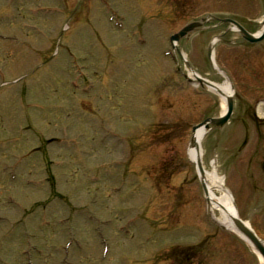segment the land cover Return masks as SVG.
I'll list each match as a JSON object with an SVG mask.
<instances>
[{
  "label": "rangeland",
  "instance_id": "rangeland-1",
  "mask_svg": "<svg viewBox=\"0 0 264 264\" xmlns=\"http://www.w3.org/2000/svg\"><path fill=\"white\" fill-rule=\"evenodd\" d=\"M77 1L0 0V264H59L56 258L153 264L160 247L205 236L210 240L198 256L201 264H262L244 239L212 219L188 155L192 126L219 115L223 105L192 79L186 62L205 79L221 81L208 47L229 25L180 40L177 62L164 50L168 33L208 14L232 16L256 32L264 0H178V6L172 0ZM110 10L126 16L124 26L109 19ZM215 51L232 80L235 109L224 127L205 134L202 162H216L240 216L264 239V169L257 161L264 156V118L247 112L253 104L264 117V40L248 44L229 29ZM76 77L93 81L91 94L73 90ZM34 101L38 108L31 107ZM25 115L34 128L25 127ZM65 124L84 137L70 128L64 135L59 127L58 136L78 141L50 142L45 157L30 150L39 143L37 131ZM102 124L106 130H99ZM102 135L105 142L97 139ZM161 135L167 140L156 144ZM170 157L178 164L171 178L159 173ZM47 180L54 186L50 196ZM65 194L74 207L66 208ZM32 202L38 205L30 211Z\"/></svg>",
  "mask_w": 264,
  "mask_h": 264
},
{
  "label": "bare ground",
  "instance_id": "bare-ground-1",
  "mask_svg": "<svg viewBox=\"0 0 264 264\" xmlns=\"http://www.w3.org/2000/svg\"><path fill=\"white\" fill-rule=\"evenodd\" d=\"M215 42L216 39H214L212 42L213 50L211 52V63L213 64L216 72L222 76V79L221 81H212V83L208 86L214 92L219 94L224 110L226 108L225 100L228 95L233 94V88L231 86L229 76L217 66L214 48ZM189 72L192 76H196L197 74L192 69H190ZM206 131L207 130L203 126L198 127L193 131L192 142L188 150V155L189 158L194 162H196L198 159L203 160L204 154L201 143ZM200 175L202 180L206 183L209 210L212 219L218 225L223 226L230 231L237 232L232 221V215L237 214L239 211L235 204L233 194L226 186V177L219 173L214 160H211L209 167L204 165V170ZM247 222L250 223L249 221ZM262 264H264L263 261Z\"/></svg>",
  "mask_w": 264,
  "mask_h": 264
},
{
  "label": "water",
  "instance_id": "water-1",
  "mask_svg": "<svg viewBox=\"0 0 264 264\" xmlns=\"http://www.w3.org/2000/svg\"><path fill=\"white\" fill-rule=\"evenodd\" d=\"M203 21L206 20V18L202 19ZM224 20H228L230 22H232L234 25H236L239 29V32L242 34V36L252 42L261 40L262 38H264V28L262 30V34L259 36H255L252 35L250 33H248L240 24H238L237 22L231 20V19H224ZM264 23V21H263ZM200 25L199 21H193L189 24H187L186 26H184L178 33L174 34L171 38L172 39H178L180 38V36H183L185 34H187L189 31H191L192 29L196 28L197 26ZM200 81H202L200 79ZM227 104H228V110L227 113L221 117L218 118H207L205 119L201 124H204L205 127H209L211 124H215V125H221L223 124L228 117L231 114L232 111V100L231 97L228 96L227 98ZM196 127V126H195ZM194 127V128H195ZM199 168L201 169V164L200 162H198ZM203 186L205 187L204 182ZM232 221L233 224L235 226V228L240 231V233L244 234V236H246V238L254 245V247L260 252V254L263 256L264 258V244L263 242L257 237V235L255 234V232L249 227L247 226L246 223H244L237 215H232Z\"/></svg>",
  "mask_w": 264,
  "mask_h": 264
},
{
  "label": "trees",
  "instance_id": "trees-1",
  "mask_svg": "<svg viewBox=\"0 0 264 264\" xmlns=\"http://www.w3.org/2000/svg\"><path fill=\"white\" fill-rule=\"evenodd\" d=\"M171 163H172V162L169 161V165H170ZM167 166H168L167 163H165V164L163 165V169L166 168Z\"/></svg>",
  "mask_w": 264,
  "mask_h": 264
}]
</instances>
